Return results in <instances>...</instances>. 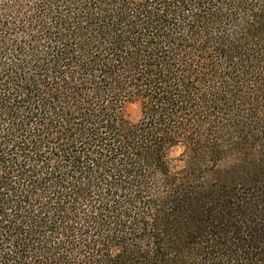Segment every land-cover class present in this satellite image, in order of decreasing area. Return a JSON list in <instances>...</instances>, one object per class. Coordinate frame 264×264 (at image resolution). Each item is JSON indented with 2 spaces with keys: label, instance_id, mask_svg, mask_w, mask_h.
Returning <instances> with one entry per match:
<instances>
[{
  "label": "trees",
  "instance_id": "trees-1",
  "mask_svg": "<svg viewBox=\"0 0 264 264\" xmlns=\"http://www.w3.org/2000/svg\"><path fill=\"white\" fill-rule=\"evenodd\" d=\"M0 264H264V0H0Z\"/></svg>",
  "mask_w": 264,
  "mask_h": 264
},
{
  "label": "rangeland",
  "instance_id": "rangeland-1",
  "mask_svg": "<svg viewBox=\"0 0 264 264\" xmlns=\"http://www.w3.org/2000/svg\"><path fill=\"white\" fill-rule=\"evenodd\" d=\"M127 113L129 115L130 119H132V120L137 119V117L139 115V107H138V104L137 103H129L127 105ZM179 153H180V148L179 147H176L172 151V156L175 158V157L178 156Z\"/></svg>",
  "mask_w": 264,
  "mask_h": 264
}]
</instances>
